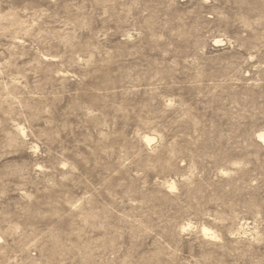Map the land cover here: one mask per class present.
I'll use <instances>...</instances> for the list:
<instances>
[{"label": "rangeland", "instance_id": "rangeland-1", "mask_svg": "<svg viewBox=\"0 0 264 264\" xmlns=\"http://www.w3.org/2000/svg\"><path fill=\"white\" fill-rule=\"evenodd\" d=\"M0 264H264V0H0Z\"/></svg>", "mask_w": 264, "mask_h": 264}, {"label": "bare ground", "instance_id": "bare-ground-1", "mask_svg": "<svg viewBox=\"0 0 264 264\" xmlns=\"http://www.w3.org/2000/svg\"><path fill=\"white\" fill-rule=\"evenodd\" d=\"M145 138H146L147 141H150V140H151V138H150L149 136H146ZM152 138H153V137H152ZM203 230L205 231L206 234H207V232L209 231V230L206 229V228H203Z\"/></svg>", "mask_w": 264, "mask_h": 264}]
</instances>
